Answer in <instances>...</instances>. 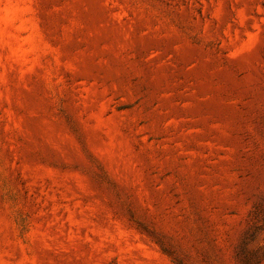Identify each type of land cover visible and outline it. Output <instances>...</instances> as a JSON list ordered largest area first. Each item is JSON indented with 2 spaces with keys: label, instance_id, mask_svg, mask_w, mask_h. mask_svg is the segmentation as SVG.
Returning <instances> with one entry per match:
<instances>
[{
  "label": "rangeland",
  "instance_id": "374dc122",
  "mask_svg": "<svg viewBox=\"0 0 264 264\" xmlns=\"http://www.w3.org/2000/svg\"><path fill=\"white\" fill-rule=\"evenodd\" d=\"M0 264H264V0H0Z\"/></svg>",
  "mask_w": 264,
  "mask_h": 264
}]
</instances>
